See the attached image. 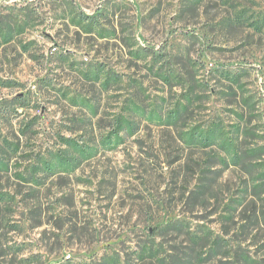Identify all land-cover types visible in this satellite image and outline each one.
Instances as JSON below:
<instances>
[{"label":"rangeland","instance_id":"374dc122","mask_svg":"<svg viewBox=\"0 0 264 264\" xmlns=\"http://www.w3.org/2000/svg\"><path fill=\"white\" fill-rule=\"evenodd\" d=\"M0 264H264V0H0Z\"/></svg>","mask_w":264,"mask_h":264},{"label":"trees","instance_id":"16d2710c","mask_svg":"<svg viewBox=\"0 0 264 264\" xmlns=\"http://www.w3.org/2000/svg\"><path fill=\"white\" fill-rule=\"evenodd\" d=\"M97 15L98 14H94V15L81 14L80 16L76 17L77 25L83 28V31L85 34L95 33L98 30V28H100V21ZM155 54L156 53H152V55H155ZM14 99L16 100L14 103H16L15 112L17 113L18 109H22L25 107V103L22 97L20 99L15 97ZM202 142L205 147L211 146L214 143V141H212L211 138L210 139L204 138ZM81 153L84 154L85 151L81 150ZM71 164L72 163L70 161L66 159H62L61 157L59 158V167L62 168L63 170L70 168ZM45 168L47 170H51L50 165H45ZM35 175L36 174L32 172L26 178L24 177L25 182L28 184H38V179L37 177H35Z\"/></svg>","mask_w":264,"mask_h":264}]
</instances>
